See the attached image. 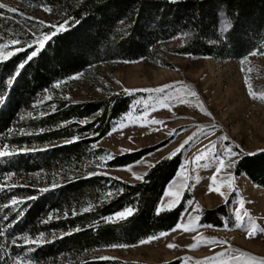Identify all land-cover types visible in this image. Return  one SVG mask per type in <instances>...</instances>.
Masks as SVG:
<instances>
[{
	"label": "rangeland",
	"instance_id": "374dc122",
	"mask_svg": "<svg viewBox=\"0 0 264 264\" xmlns=\"http://www.w3.org/2000/svg\"><path fill=\"white\" fill-rule=\"evenodd\" d=\"M79 1L0 0L5 6L0 8V77L6 82L4 90L0 88V111L11 101V90L22 70L20 64L13 70H3L7 59L5 50L19 44L10 42L53 28L61 20L63 8L70 9ZM8 8L18 11L11 12ZM230 27L222 13L220 34L224 37ZM186 39L185 35H180L158 41L145 56L137 59L100 57L85 71L54 84L52 90L24 97L34 102L28 110H17V120L9 131L17 132L16 141L21 145L17 146L9 135L0 136V147L7 145L12 151L11 155L0 157V199H7L6 204H0V238L7 242L0 247L2 261L7 259L5 264H38L33 257L38 248L47 243L59 246L65 236L77 231L64 232L51 226L94 208L91 200H86L77 208L73 205L70 210H61L57 203L60 189L67 182L79 177H107L129 184L142 182L156 163L176 152L189 137L193 139L180 151L181 166L158 206L159 212L174 209L187 196L186 209L180 218L187 231H170L137 245L102 247L76 255L61 251L53 264L103 260L140 264L174 261L180 264H260L264 260V187L244 173L238 174V163L244 156L264 154V42L256 56L249 53L241 59L218 60L176 52ZM165 86L168 87L163 94L145 91ZM250 90L256 99L249 95ZM193 91L197 96L191 95ZM121 92L135 96L130 110L115 122L116 130L112 127L95 143L87 160L70 166L60 164L49 170L36 162L43 152L65 144L41 145L34 140V135L40 132L33 129L31 121L40 118L44 110H53L54 101H100ZM157 120L163 123H152ZM173 130L176 134L170 135ZM149 148L155 150L135 163L107 167L113 156ZM100 149V153H95ZM228 149L231 154L226 155ZM219 158H224L226 164L232 161L233 166L224 167L218 173ZM27 161L30 170L24 169ZM110 185L107 192L101 194L103 199L115 194L116 184L110 182ZM17 187L32 189L35 194L23 198L17 195ZM25 200H40L45 204L42 212L48 228L36 237L20 228L28 210ZM221 205H227L229 211L222 228L200 223L205 210ZM112 218L114 222L126 219L116 214ZM253 226L255 231L249 236ZM25 236L32 242L25 243L22 239ZM169 244L174 247L169 248ZM221 253L224 255H219Z\"/></svg>",
	"mask_w": 264,
	"mask_h": 264
},
{
	"label": "trees",
	"instance_id": "16d2710c",
	"mask_svg": "<svg viewBox=\"0 0 264 264\" xmlns=\"http://www.w3.org/2000/svg\"><path fill=\"white\" fill-rule=\"evenodd\" d=\"M62 12L58 23L62 25L60 30L46 28L29 33L20 39L18 45L5 50L7 59L3 70H13L23 64L11 90V101L0 111V136L9 135L17 146L21 145L19 140L16 141L17 132H9L17 120L16 112L30 109L34 102L24 97L31 98L52 90L54 84L85 71L100 57L105 60L137 59L145 56L158 41L185 35L186 42L176 51L179 54L218 60L241 59L253 51L261 52L264 42V0H80L70 9L63 8ZM222 13L231 26L224 37L220 34ZM45 36L48 38L44 39ZM34 50L37 55L28 60ZM5 86L6 82L0 77V88L4 90ZM134 98V95L121 92L100 101H54L53 110L46 109L40 118L31 121L33 129L40 132L34 135V140L41 145L65 144L43 152L42 158L36 162L49 170L60 164L70 166L87 160L93 145L129 112ZM88 119L91 121L81 123ZM74 138L78 139L69 143ZM154 150L149 148L113 156L107 167H125ZM182 156L180 152L159 161L142 182L136 184L112 181L107 177H79L67 182L60 189L57 204L61 210H70L73 205L77 208L86 200H91L94 208L51 224L52 228L64 232L77 231L65 236L59 246L47 243L38 248L33 255L35 262L53 264L61 251L76 255L102 247L137 245L172 231L186 209L188 197L185 196L171 210L159 212L158 206L181 166ZM24 169H31L28 161ZM240 173L264 187V154L244 156L238 163ZM110 182L116 184V192L103 199L101 194L111 187ZM16 192L23 198L35 194L32 189L23 187H17ZM6 203L7 199H0V204ZM24 204L28 210L20 228L36 237L48 228L44 225L45 213L42 212L45 204L40 200H25ZM127 208H131L133 214L114 222L112 217ZM228 216L227 205H221L205 210L200 223L222 228L223 219ZM1 243L7 242L0 238V247ZM3 260L5 262L0 249V264L7 262L6 258ZM85 264L140 263L103 260ZM162 264H180V261Z\"/></svg>",
	"mask_w": 264,
	"mask_h": 264
},
{
	"label": "snow or ice",
	"instance_id": "6c2138e0",
	"mask_svg": "<svg viewBox=\"0 0 264 264\" xmlns=\"http://www.w3.org/2000/svg\"><path fill=\"white\" fill-rule=\"evenodd\" d=\"M4 7H5L4 5L0 4V8H4ZM8 11H11V12H17L18 9H16V8H8ZM40 23H43V21H41ZM53 28L56 29V30L58 31V30H60V29L62 28V25H55V26H53ZM53 34H55V32H53ZM47 38H48L47 36L44 37V39H47ZM10 43L13 44V45H15V44H18L19 41H17V40H12ZM40 47H41V48L43 47V41L40 42ZM19 50H21V49H16V51H19ZM36 55H37V52H36L35 50L32 51L31 54L28 56V60H31V59H32L33 57H35ZM250 55H252V56H256V55H258V53H257L256 51H253V52L250 53ZM19 67L22 68V67H23V64L20 65ZM57 86H59V85H57ZM167 87H168V86H165V87H162V88H158V89H154V90H145V91H155V92H157V93H162V94H163V93L166 91ZM126 91H130V90H126ZM191 95H192V96H197V93L193 91V92L191 93ZM249 95H250L253 99H256L255 94H254L251 90L249 91ZM207 114H208V115H211V113H207ZM82 123H84V122H82ZM152 123L160 124V123H163V122L157 120V121H152ZM116 128H117V126L114 125V126H113V130H116ZM110 134H111V132L109 133V135H110ZM172 134H176V133H175V130H173L172 133H170V135H172ZM75 139H78V138H74V140L69 141V143L74 142ZM192 139H193V137H189L188 140H185V141L183 142V144L181 145V147H180L179 149H177L176 152L170 154V156H169L168 158L170 159V158H172V156H175L177 153H179V152L184 148V146L187 145V144L189 143V141L192 140ZM223 139L227 140V137H224ZM93 147L95 148L96 145L94 144ZM11 154H12V151H9V150H8V146H7V145H4L3 147H0V157L6 156V155H11ZM229 154H231V149H228V152L226 153V155H229ZM110 158H111V157H110ZM218 164H219V166H220V167H218V168L216 169V171H217L218 173H219V172L221 171V169L224 168V167H231V166H233V162L230 161V160H229V162L226 164L224 158H219V159H218ZM213 180H215V177H213ZM169 194L171 195V193H169ZM15 203H16V201H13V204H15ZM241 207H243V202H242V201H241ZM87 210H88V209H85V211H87ZM132 211H133V210H132L131 208H128V209H125L124 211H122V212H120V213H118V214H116V215H117V217H119V218L122 219V218H126V216H128V215H131V214H132ZM245 215H247V213H245ZM109 219H112V218H109ZM183 223H184L183 221H178V222H177V225L172 229V231H177V230H184V231H187L188 229L183 228ZM237 226H239V225H237ZM207 227H212V226H207ZM254 231H255V228H254V226H253V228L249 230V236H251V235L253 234ZM166 234H167V233H161L160 236L162 237V236H164V235H166ZM157 238H159V237H153L152 239H157ZM22 239L25 241V243H31V242H32L27 236L22 237ZM143 242H145V241H142V243H143ZM113 247H116V246H113ZM168 247H169V248H172V247H174V245L169 244ZM191 247H195V245H192ZM219 255L223 256L224 254L221 253V254H219ZM241 255H243V254H241ZM18 259H19V258H18ZM101 259H108V257H101ZM260 264H264V260H261Z\"/></svg>",
	"mask_w": 264,
	"mask_h": 264
}]
</instances>
